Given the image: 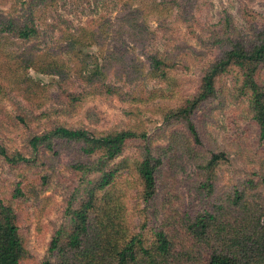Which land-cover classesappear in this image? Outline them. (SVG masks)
<instances>
[{
	"label": "trees",
	"instance_id": "trees-1",
	"mask_svg": "<svg viewBox=\"0 0 264 264\" xmlns=\"http://www.w3.org/2000/svg\"><path fill=\"white\" fill-rule=\"evenodd\" d=\"M45 1L54 2L26 0L20 16L0 13V34L22 41L36 38L33 6ZM162 4L157 3L160 11L164 9ZM245 15L251 23L247 34L231 39L232 21L226 12L222 14V37L211 41L221 46L220 54L205 67L191 97L178 107L160 109L163 128L174 123L183 127L171 130L164 146L153 145L143 131L121 129L104 133L63 124L32 135L28 140L29 157L8 150L0 141V165L21 171L24 177L0 183V264H21L31 255L19 227L17 206L21 198H31L24 194L27 187L35 197L47 185L49 175L36 170L27 180L25 170L39 152L55 154L65 142L78 144L81 157L97 155L91 168L82 161L70 164L75 172H97V176L85 181L78 205L67 212L68 228L56 229L48 243L47 257L40 264H264V85L260 82L264 68V18L258 25L254 14ZM124 19L133 31L134 42L144 48L134 18L125 15ZM93 31L79 27L74 33L62 32L55 48L41 51L30 47L8 50L0 38V94L7 95V90L19 85L18 74L28 69L56 77L59 101L66 109L82 99V92L120 97V89L105 80L109 72L123 82L145 77L170 82L165 57L154 49L142 51L146 63L138 57L125 59L119 50H111L101 60L83 52L81 48L95 42V36L101 33L100 30L96 35ZM59 48L73 59L72 69L57 56ZM228 76L234 88L226 90L224 81ZM77 82L91 91H75ZM19 86L17 93L26 101L30 94L40 93L43 88L40 83L24 82ZM212 99L217 100L216 109L223 108L227 100L236 105L244 99L256 140L250 142L243 135L245 131H229L224 149L201 147L194 117ZM23 116L18 113L9 121L14 126L26 125ZM131 140H138V153L120 157ZM174 153L184 155L194 166L202 204L185 206L175 191L165 189L157 201L158 224L147 233L131 231L125 191L116 180L119 173L128 171L136 176L140 198L149 204L158 181L164 178L163 163L166 161V167L173 170L170 154ZM221 164L240 165L243 174L219 187L217 167Z\"/></svg>",
	"mask_w": 264,
	"mask_h": 264
},
{
	"label": "rangeland",
	"instance_id": "rangeland-1",
	"mask_svg": "<svg viewBox=\"0 0 264 264\" xmlns=\"http://www.w3.org/2000/svg\"><path fill=\"white\" fill-rule=\"evenodd\" d=\"M25 1L0 0V13L20 16ZM160 1L164 6L161 11L157 6ZM224 12L232 21L229 37L234 39L237 34L245 36L251 24L245 14H254V21L259 25L264 18V0H54L52 4L45 1L34 5L38 36L22 41L0 34L8 50L55 48L62 32L74 33L79 27H85L94 30L97 35L101 30L95 36V42L81 48L83 52L92 53L101 60L111 50H119L125 59L138 57L146 63L142 51L154 49L165 57L170 82L149 77L123 82L109 72L105 80L109 86L120 89V97L82 92V99L66 109L59 101L56 77L28 69L18 74L19 85L24 82L40 83L42 91L33 92L27 101L18 95L19 85L7 90V95L0 94V141L8 150L19 151L29 157L28 140L32 135L55 124H63L104 133L121 129L143 131L153 145L164 146L166 135L183 127L174 123L163 128L160 109L180 106L197 89L203 70L222 49L211 41L222 37L219 23ZM125 15L133 17L139 26L144 48L134 42L133 31L126 26ZM57 54L65 67L73 68V59L62 48ZM260 74V82L264 85V68ZM229 77L224 81L226 90L234 88ZM215 83L219 86V80ZM75 86V91H91L78 82ZM216 103L217 100L212 99L196 111L194 122L199 130L201 147L224 149L229 131H245L243 135L248 136L250 142L256 140L255 127L244 110V99L236 105L227 100L220 109H216ZM18 113L24 115L26 125L14 126L9 121ZM77 148L78 144L65 142L55 154L39 152L38 157L31 158L30 166L25 170L27 180L34 176L36 170L49 175V178L47 185L33 198L27 187L24 194H30L31 198H21L17 206L19 227L31 254L21 264H40L47 257L51 236L59 227L68 228L67 212L78 205L85 181L97 176V172H75L70 168V164L77 161L88 163L90 166L87 167L91 168L97 156L81 157ZM137 153L138 140H131L126 143L120 157ZM170 157L173 170L166 167V161L163 163L165 179L158 181L155 197L149 204L140 198L136 176L128 171L119 173L116 180L125 191L131 231L147 233L158 224L157 201L165 189L175 191L185 206L202 204L194 166L186 161L184 155L174 153ZM21 173L1 163L0 183L24 178ZM242 174L240 165L221 164L217 167V176L221 179L218 186L225 187V183Z\"/></svg>",
	"mask_w": 264,
	"mask_h": 264
}]
</instances>
